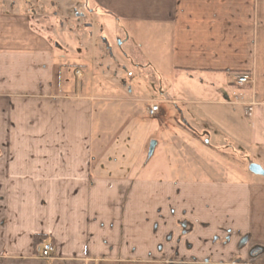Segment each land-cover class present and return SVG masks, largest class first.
I'll use <instances>...</instances> for the list:
<instances>
[{
  "label": "crops",
  "instance_id": "obj_1",
  "mask_svg": "<svg viewBox=\"0 0 264 264\" xmlns=\"http://www.w3.org/2000/svg\"><path fill=\"white\" fill-rule=\"evenodd\" d=\"M92 4L95 16L130 22L133 36L147 27L148 57L178 79L176 91L144 92L136 82L120 87L123 96H96L83 92L91 82L78 68L85 79L59 90L57 51L21 9L27 0H0V264H264V181L140 176L127 156L146 135L145 117H166L161 102L180 103L179 123L195 135L187 106H216L203 144L227 134L238 150L256 141L264 151V0ZM242 73L251 83H235ZM204 79L215 91L206 100L193 90ZM238 94L260 103L254 121ZM44 243L51 257L42 256Z\"/></svg>",
  "mask_w": 264,
  "mask_h": 264
},
{
  "label": "rangeland",
  "instance_id": "obj_2",
  "mask_svg": "<svg viewBox=\"0 0 264 264\" xmlns=\"http://www.w3.org/2000/svg\"><path fill=\"white\" fill-rule=\"evenodd\" d=\"M91 5L92 0H27V6L21 5L22 10L27 9L34 30L53 42L57 51L55 70L59 79V82L56 80L59 90L70 89V83H79L85 79L82 75L81 79L76 77L75 69L78 68L79 73L85 72L86 79L91 82L88 85L90 88L84 86V93L106 98L120 97L124 95V92L119 90L123 84L135 87V83L139 82L144 92L154 94L170 84L169 94L174 96L178 79L167 76L166 68L154 64L148 57L147 27L144 25L142 33L133 36V26L130 22L116 20L102 13L95 16L91 12ZM129 73L133 76H129ZM193 90L194 95L204 98L203 100L215 96L213 87L206 79L201 85H194ZM125 95L130 97V94ZM147 101L149 104L156 103L153 99ZM203 102L205 101L189 104L187 112H184L187 128L195 131L197 135L185 130L186 127L179 123L181 119L178 109L181 105L178 102L159 103L167 111L166 117L160 121L145 117L148 127H140L139 133L148 128L146 135L138 134L133 143L134 147L127 151L128 158L133 160L135 165L133 173L147 177L256 178L264 181V176L254 175L249 171L251 163L260 165L264 170L261 142L252 141L250 149L244 147L243 150H238L232 145L227 134H213L211 139H208V145L203 144L199 134L215 130L213 119L206 116L207 111L213 112L217 109L216 106ZM104 103L113 106L117 104V100H108L102 104ZM132 103L134 107L141 104L139 101ZM244 115L246 116L245 113ZM253 117L254 115L246 116L248 120L254 121ZM179 126L184 131L178 136L182 143H179L181 148H176L171 138ZM143 139L145 141L141 143ZM152 140L157 142V146L154 153L148 157V147Z\"/></svg>",
  "mask_w": 264,
  "mask_h": 264
},
{
  "label": "built area",
  "instance_id": "obj_3",
  "mask_svg": "<svg viewBox=\"0 0 264 264\" xmlns=\"http://www.w3.org/2000/svg\"><path fill=\"white\" fill-rule=\"evenodd\" d=\"M235 83L238 85H245V84L251 83V78L249 74H246V73L238 74L235 77ZM235 98L244 105V113L246 114L247 117H252L254 115L255 107L260 104L259 102L254 101V100L248 101L247 103H245L244 101H242L241 94L235 95ZM158 111H159V107L156 103L152 102L151 104H149L147 108V112L149 115H152V116L156 115ZM53 253H54V247L50 243H44L42 245L41 254L43 257L45 258L51 257Z\"/></svg>",
  "mask_w": 264,
  "mask_h": 264
},
{
  "label": "water",
  "instance_id": "obj_4",
  "mask_svg": "<svg viewBox=\"0 0 264 264\" xmlns=\"http://www.w3.org/2000/svg\"><path fill=\"white\" fill-rule=\"evenodd\" d=\"M155 144H156V141L155 140L150 141L149 147H148V153H147V156L148 157H150L152 155ZM249 171L251 173H253V174L264 176V170L258 164L251 163L249 165Z\"/></svg>",
  "mask_w": 264,
  "mask_h": 264
}]
</instances>
